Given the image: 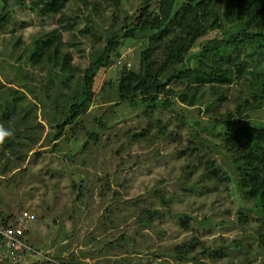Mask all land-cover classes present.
Segmentation results:
<instances>
[{
    "label": "rangeland",
    "instance_id": "obj_1",
    "mask_svg": "<svg viewBox=\"0 0 264 264\" xmlns=\"http://www.w3.org/2000/svg\"><path fill=\"white\" fill-rule=\"evenodd\" d=\"M12 1L14 21L0 32V80L28 92L43 127L20 168L4 172L0 162V226L27 222L26 247L12 255L1 242L0 264H170L186 243H194L196 257L185 258L188 264H259L260 222L242 201L218 119L203 105L179 102L177 91L163 95L171 107L149 114L140 103L118 98L121 74L140 70L154 34L123 36L142 0H122L120 9L108 0H88L89 6L66 0L64 16L38 12L51 0ZM3 6L0 0V13ZM218 33L196 42L189 66H197V54ZM114 38L118 48L102 62ZM45 40L67 54L68 72H61L63 61L31 58ZM86 82V110L58 135L56 125L82 101ZM245 119L264 127L263 110ZM206 248L226 252L210 258Z\"/></svg>",
    "mask_w": 264,
    "mask_h": 264
},
{
    "label": "trees",
    "instance_id": "obj_2",
    "mask_svg": "<svg viewBox=\"0 0 264 264\" xmlns=\"http://www.w3.org/2000/svg\"><path fill=\"white\" fill-rule=\"evenodd\" d=\"M65 1L51 0L36 9L43 16L62 14ZM86 1L89 6L90 2ZM108 1L120 9L122 0ZM3 2L0 32L14 21L13 1ZM94 9L99 11L97 5ZM126 29L124 37L137 38L140 31H154V34L149 47L141 54L140 70L124 69L121 74L118 98L140 103L145 112L150 113L162 104L171 107L170 100L163 95L170 96L177 91L175 97L179 102L187 106L203 105L210 116L218 119L224 127L221 147L232 155L237 166L238 190L242 201L258 217L260 226L256 235L264 249V127L245 119L249 111H264V0H142L136 21ZM214 30L219 33L205 42L197 54V66H189L187 59L192 47ZM118 39L111 40L100 59L102 62L106 63L110 53L117 50ZM51 44L50 40H45L31 58L35 61L43 58L47 63L56 64L63 61L61 72H68L67 54L62 55L57 44L54 48ZM177 65V69L164 78ZM170 84L173 85L167 88ZM90 87L86 82L82 101L73 102L68 117L56 125L58 135L65 125L74 124L86 110ZM38 111V104L28 92L7 86L0 80V126L11 132L0 144L4 172L20 168L28 152L37 144L43 127ZM143 223L150 226L151 219ZM181 224L188 227L185 220ZM3 241L0 234V243ZM206 249L204 254L207 252L206 255L216 259L226 252ZM194 250V243L177 246L172 257L176 262L170 264H188L184 260L190 256L195 259ZM259 264H264V259Z\"/></svg>",
    "mask_w": 264,
    "mask_h": 264
},
{
    "label": "built area",
    "instance_id": "obj_3",
    "mask_svg": "<svg viewBox=\"0 0 264 264\" xmlns=\"http://www.w3.org/2000/svg\"><path fill=\"white\" fill-rule=\"evenodd\" d=\"M27 222L23 223L22 226L17 227H9V226H0V234H2L6 248L12 255H15L16 250H18V246H25V241L23 240L25 237V233L27 230ZM17 257V255H16ZM17 259V258H16Z\"/></svg>",
    "mask_w": 264,
    "mask_h": 264
},
{
    "label": "clouds",
    "instance_id": "obj_4",
    "mask_svg": "<svg viewBox=\"0 0 264 264\" xmlns=\"http://www.w3.org/2000/svg\"><path fill=\"white\" fill-rule=\"evenodd\" d=\"M10 135H11V132L5 130L3 126H0V144L4 143L6 137Z\"/></svg>",
    "mask_w": 264,
    "mask_h": 264
}]
</instances>
